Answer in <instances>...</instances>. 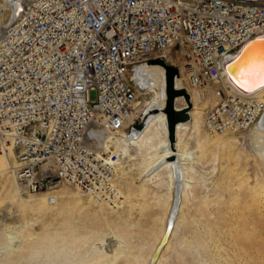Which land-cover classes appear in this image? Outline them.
I'll list each match as a JSON object with an SVG mask.
<instances>
[{
	"label": "built area",
	"instance_id": "obj_1",
	"mask_svg": "<svg viewBox=\"0 0 264 264\" xmlns=\"http://www.w3.org/2000/svg\"><path fill=\"white\" fill-rule=\"evenodd\" d=\"M0 31V153L16 154L24 195L69 184L98 203L122 199L117 138L141 131L135 67L186 50L177 68L195 90L216 85L210 134L243 137L264 100L234 90L224 64L264 36V0H5Z\"/></svg>",
	"mask_w": 264,
	"mask_h": 264
},
{
	"label": "rangeland",
	"instance_id": "obj_2",
	"mask_svg": "<svg viewBox=\"0 0 264 264\" xmlns=\"http://www.w3.org/2000/svg\"><path fill=\"white\" fill-rule=\"evenodd\" d=\"M10 19L0 0V31ZM177 51L173 63L183 65L187 52ZM183 83L188 87L184 76ZM216 87L203 90L202 104L192 103L200 113L199 130L190 119L180 134L177 149L192 155L183 162L187 186L183 190L182 183L184 199L156 264H264V156L259 153L264 142L258 146L253 129L243 137L207 132L204 113L219 100L209 93ZM155 96L140 87L135 126H145L155 114L148 113ZM164 132L161 127L145 132L128 148L117 172L122 199L115 205L98 204L67 184L56 188L53 206L46 194H20L10 157L8 171L0 173V264H149L175 203L169 170L148 173L153 158L162 154Z\"/></svg>",
	"mask_w": 264,
	"mask_h": 264
},
{
	"label": "bare ground",
	"instance_id": "obj_3",
	"mask_svg": "<svg viewBox=\"0 0 264 264\" xmlns=\"http://www.w3.org/2000/svg\"><path fill=\"white\" fill-rule=\"evenodd\" d=\"M263 37L264 36L255 38L250 43H252L253 41H255L257 39L263 38ZM173 60L174 59H173L172 53H170V55H168V57H167L166 62L168 64H172L175 67H178L176 65V63H173ZM134 71H135L134 78H135V81L137 82V84H139L143 88L148 87L149 91L154 92L156 94L153 106L148 111V113L151 111H154L155 114L153 116H151L149 118V120L147 121L146 125L143 126L144 129L142 127L140 132H135L134 133L135 135H132V141L131 142H128L127 139L124 137L117 138L115 140L116 148L123 154V156H126V153L133 146V144L137 143V141H140V139L144 137L145 132L148 133L151 130L159 129L160 127L164 129V131H165L164 132V134H165L164 139L161 141V145L159 146V148L161 150L160 153H162V154L161 155L157 154V156H155V158H153L155 161L150 164V166L148 168V173L150 172V173H152V175H157L160 172H162L163 170H169V180H170L171 189L174 190V192L176 194L177 187L180 188L178 190L179 193L177 194L179 198L176 199V195H175V203H174V207L172 210V212L174 213V215L176 216V219H177L178 212H179V206L181 204V201L184 199V195H185L184 191L182 192V183H183V190L187 186L186 185V183H187L186 172H185V167H184L185 164L183 162L185 160L189 159L190 157H192L191 153L187 149H184L183 151H180L179 149H177V146H178L177 143L179 141V137H180L181 132L187 130L188 125H189V123H188L189 121L188 122H182V123H179L177 125L176 143L174 144L175 150H173L171 148V145L169 142L167 115L163 112V109L165 108L166 102H167L166 70L164 69L163 66L161 67V65L152 64V65H148V66L145 65V66L135 67ZM182 73H183V70L181 67V74L179 71V76L175 80L176 87L178 89H185L189 93L190 101H191V103H193V105L202 104L203 99L205 98L204 91L202 89H195V90H199V91L192 93L190 91V89H188L184 85ZM227 78H228V82L230 83L231 87L234 90L239 89L238 86H240V84H239L237 78H234V80H232L231 77L229 76V74H227ZM244 89L247 90V88H244ZM210 92H213V90ZM250 92H253L252 94L258 96L259 98L263 99V97H264V87H255L254 86L253 90ZM184 99H185L184 97H179L175 100V107L177 110H182V109L188 108L186 100H184ZM179 104L182 105L181 109L178 107ZM192 107H193V109L189 112V116H190L191 121H194V120L196 121V129L199 130L200 124H201L200 113L198 111H196V106H192ZM204 126H205V124H204ZM252 129L254 130L253 136L255 138V142L258 143V146H259V144H260L259 142H261V143L264 142V115L259 120V122L256 124V126ZM213 135H216V134H213ZM225 144L226 143H224V146H225ZM230 147H229V149H231ZM259 153L264 156V147L259 146ZM0 154H3L4 155L3 157H5V159L3 158V163L0 164V173H5L8 171V168H7L8 165L7 164H8L10 157H12V156L15 157L14 163L12 166V170H11V172L13 173V170L17 164L16 163V154L13 151V148L8 147L6 150H4V152H2ZM173 155H175L177 158L175 161L170 159L171 156H173ZM14 179H15V177H14ZM181 179H182V181H181ZM15 183L17 185V189H18L19 193L22 194L23 192L20 189L16 180H15ZM67 185H69V184H67ZM70 186H72V185H70ZM77 189L80 190L79 188H77ZM81 192L83 194H85L84 191H81ZM90 198L96 202L95 199H93L92 197H90ZM178 200H179V203H178ZM47 201H48V199H47ZM48 204H49V202H48ZM100 204H104V203H100ZM172 212H171V214H172ZM175 223H176V220L174 222V225H175ZM173 229H174V226H173ZM173 229H172V231H173ZM172 231H171V233L167 239L166 245L168 244V240L172 234ZM165 234H166V232H165ZM165 234H164V236H165ZM166 245L163 247L162 251L164 250ZM162 251H161V253H162ZM161 253H160V256H161ZM160 256H159V258H160ZM159 258H158V260H159ZM158 260L155 262V264L158 262ZM151 263H152V260L150 261L149 264H151ZM75 264H86V263L84 261L80 260Z\"/></svg>",
	"mask_w": 264,
	"mask_h": 264
},
{
	"label": "water",
	"instance_id": "obj_4",
	"mask_svg": "<svg viewBox=\"0 0 264 264\" xmlns=\"http://www.w3.org/2000/svg\"><path fill=\"white\" fill-rule=\"evenodd\" d=\"M249 44V45H248ZM246 44L242 50L232 59L228 60L224 64V68L227 74L231 77L232 80L234 78H237L233 75V73H238L240 68L245 65L246 61L248 60L249 56L257 51H260L264 49V37L257 39L253 41L252 43ZM149 64H158L164 67L166 70V92H167V102L166 106L163 109V112L167 115V125H168V134H169V142L171 145V148L175 150L174 144L176 143V128L179 123L182 122H188L190 121L189 111L192 108V103L190 101V95L185 89H178L175 84L176 78L179 76V69L172 64H168L165 60L157 59L149 61ZM239 91L246 93V94H252L253 92H250L240 86H238ZM179 97H184L186 100V103L188 105L187 109L177 110L175 107V100ZM142 129V127H141ZM171 160L175 161L177 158L175 155L171 156ZM180 188L177 187L176 189V199H178V193ZM178 191V192H177ZM179 203V200H178ZM175 210V209H174ZM176 220V216L172 212L169 220H168V227L166 234L163 238L162 243L160 244L159 248L155 252L153 256V260L151 264H155V262L158 260L160 253L163 249V247L167 243V239L173 229L174 222Z\"/></svg>",
	"mask_w": 264,
	"mask_h": 264
},
{
	"label": "snow or ice",
	"instance_id": "obj_5",
	"mask_svg": "<svg viewBox=\"0 0 264 264\" xmlns=\"http://www.w3.org/2000/svg\"><path fill=\"white\" fill-rule=\"evenodd\" d=\"M237 77L240 87L252 91L253 87H264V49L252 53L245 65L238 73H233Z\"/></svg>",
	"mask_w": 264,
	"mask_h": 264
},
{
	"label": "crops",
	"instance_id": "obj_6",
	"mask_svg": "<svg viewBox=\"0 0 264 264\" xmlns=\"http://www.w3.org/2000/svg\"><path fill=\"white\" fill-rule=\"evenodd\" d=\"M209 93H211V92H209Z\"/></svg>",
	"mask_w": 264,
	"mask_h": 264
}]
</instances>
